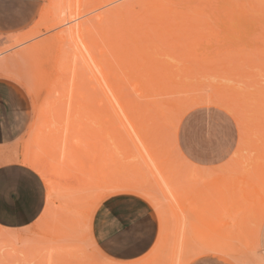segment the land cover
<instances>
[{"label": "rangeland", "instance_id": "rangeland-1", "mask_svg": "<svg viewBox=\"0 0 264 264\" xmlns=\"http://www.w3.org/2000/svg\"><path fill=\"white\" fill-rule=\"evenodd\" d=\"M55 1L56 0H43L42 8L38 18L26 30L14 35H0V48L3 49L4 51V52L1 51L2 55H0V57L8 60L10 66L12 67L11 69H13L14 72L16 71V73L20 74L23 80H25V82L29 84L30 91H28L25 85L17 78L1 73L0 76L10 78L16 81L17 83H19L28 94L32 105V118L30 120L27 129L22 134V136L11 144L0 146V164L9 163V161L16 162L10 160V158H12L14 155L16 156V154L19 157H22L24 151H26L25 154L27 155L29 153L32 154L35 152V149H32V147L34 148L35 146L34 140L36 137L33 136L36 135L34 129L40 127L41 118H43L41 115L45 110H46L45 112L47 111L49 112V110L52 111L50 113L51 115L48 118L49 122L47 124H49V126L51 127H57V129H55L56 133L54 132L53 135H51L47 141V146L49 151H46L47 154H44L45 151L42 152L43 158L46 159V161L44 162L46 163L47 168L50 170V175L52 176L53 183L56 186V191L52 193L53 196L51 195L49 210L46 217L47 219L45 221H42V224L41 221L39 222V220H37L34 224L19 230H11L0 227V232L1 231L6 232V230H9L13 233L22 234V241L16 242V246L13 243L15 250H12L13 247L12 244L11 246L10 244H8L7 246H2L3 248L2 247L0 248L1 249L0 264H50V263L67 264L66 262H68V264L140 263L145 259H147L153 250L140 260L134 262H118L104 256L99 251V249L97 248V246L95 245L92 239L95 247L102 255H99L97 253L96 255L91 251L90 246L86 241L87 239H84L85 236H83L85 235V227L84 224L82 223L85 217L83 213H85L86 211L85 207L87 206L84 200L88 199L87 198L89 197L87 196L88 194H92L93 191L92 185H95V182H93V180L90 179L89 181L90 184L86 188V191L83 193L84 197L82 199L84 200L78 199L74 194H70L66 196L62 195V187L64 186V184H65L64 187H66V186L74 185L75 182L73 180L62 181V177H60L57 174V172L52 169L50 165L52 161L55 160V158H57L58 150L59 148L62 147V144L64 143V137L66 133L65 126L67 123L65 119L68 111L67 108L68 101H70V94H69L70 84H71L70 82L72 81L71 73L73 70L72 62H67L69 60L73 61L71 60L73 58H71L70 54L68 55L65 52L66 50H70V49H68L66 45L64 46L65 51L59 50L58 48L59 43H57L58 42L57 40L55 41L56 35L60 34L62 29L68 28L69 25H72L73 21H71V23L69 24L63 25L62 27L59 26V27L51 28V26H49V23L51 24V22L49 21L50 20L49 10H51L50 8L52 7V4ZM122 1L119 2L123 3ZM201 1H204V3H202L203 7L201 8L207 9V11H203V13H205L204 15H207L209 13V10L211 11L214 10L211 8L209 9V6L206 7V5L210 4L207 3L208 0H201ZM209 1L211 3L213 2V5L210 4L212 6H216V4L218 5V3L220 5H224L223 3L219 2L220 0H212V1L209 0ZM241 1L245 2L244 4H246L247 6L246 9H249L248 2H253L252 4L258 2L257 5L260 4L264 5V0H241ZM119 2L116 1V3H114L113 5L114 6L119 5L120 4ZM183 3L186 4L185 7L188 6L187 3L184 2V0H182L180 3L179 1H177V5H175L176 7L178 6L177 10L179 8H180L179 10L184 9V7L182 6ZM113 5L112 6L110 5V7H113ZM179 5H181L182 8ZM189 5L191 6L195 4L193 3ZM141 9L140 7L139 8L137 7V9L135 8L134 11L139 10L137 12L140 13L142 11ZM183 11L190 12L188 9H184ZM130 14L131 13L125 15L128 16L129 18L127 21L131 20ZM134 14L135 13L132 14L133 18L137 16V13L136 15ZM209 14L208 16H211ZM253 14L257 17H253L250 14H246V15L238 14L239 20L238 21L234 20V22L230 20L231 25L229 23L228 25L230 26L227 27H224L225 25L220 24V21L218 20H217L218 22L214 21L213 19L215 18V16L213 15L211 16V18L213 17V19L207 16H206L207 18H205L204 16L205 20L209 19L208 21L212 25L213 28L212 33H210L208 29L207 30L203 29L202 32H204L205 35L202 37H198L197 39L198 41L196 40L199 43L193 41L192 43H190L192 44L191 48H187L189 46H185L183 50L180 51L176 50L177 54H174L176 55V57L174 56L175 58L173 56H171L170 58L169 56H165L166 60L168 61L171 60L170 63L171 62L172 64L175 63V67L177 64L176 68L178 69L175 68L174 69L178 70V72H180V74L182 75V78L180 79L181 81L178 78L177 80H179L181 83L186 84L184 89L188 91L184 90L183 88H182L183 91L181 90V88L180 89L178 88L181 91L176 89L178 91L176 93L175 91H173L175 94L170 91H166L168 93L161 91L159 92L153 91V92H147V94L144 95L145 99L143 98L140 99L139 96L143 97L142 96L143 94L141 93H146V92L136 91L134 88L131 87L129 83L126 85H123L122 83L125 94L128 96L129 99H134L135 101L134 103H136L137 105V109L130 110V112L134 113V111H138V113H134V114L136 115L145 114L144 116H146V114L148 113H151L153 114L152 115L153 117L152 119L149 120L148 118L150 117L147 116H146L147 119L146 117L143 116L137 119L136 115L131 114L133 115V117L128 115V120H127V118L119 112L116 114H120V116L115 115V112L112 110L107 100L102 99L106 97H104V95L102 94L103 91L98 86L97 82L95 80H90L89 78L90 74L87 73L88 71L83 68V65L80 64V62H78V64L76 65L77 66L76 69L79 74L75 82L77 80L79 82L77 81L76 82L77 84L75 83L74 85V93L71 98V106H70L71 110L69 111L71 112L73 110L70 113L72 118H71V122L69 123L70 127L66 137L67 140L66 143L68 145L69 150H71V152L72 151L79 152L78 154L79 156L81 155L80 156L81 158H83L86 169L90 170L93 166L101 165L100 169L103 170V172L108 173V175L111 176V178L132 177L134 176V173L137 174L136 172H138L137 175L140 178L144 179L145 182L147 181L146 182L147 186H149L154 190L156 195L164 204L165 208H168V205L173 206L176 213L180 217H182L183 215L181 208L183 212L185 211L184 213L187 214V220H188V222L186 223L187 224L186 229L190 230V228H193L194 229L193 232H195V234L198 236H203V235L213 236L214 235L213 231L223 230L224 226L228 225V223H231L234 220V216L237 215V213H239L240 209L238 208V206L241 205L242 203L246 204V205H241L240 211L242 212L244 210V208L242 209V207L248 206V204H250L249 206L252 207L255 206L254 209H256L258 207L256 203H259L260 205L261 199L264 197V91H263L264 90V71H263L264 60H262L264 58V37H263L264 16H260L262 14H258V13H253ZM116 18L119 19L122 17L118 16L113 18L111 22H109L106 25L107 27L104 26V28L109 31L106 30L104 31L105 35L99 34L96 35V37L98 38V42H99L98 45L99 49L98 48L97 49L104 52L102 53V55H100L101 58H99L100 56L98 57L100 63L102 65H107V66H109L112 63H115V66L117 67V69H119V66H117V64L121 60L119 58L118 53L121 52L120 48L124 46L121 45L123 44L121 43V41H123L121 40L123 38V35L121 36V34H123L122 33L123 31H121L120 29L122 28L123 23L121 22L120 19L117 20ZM117 21H119L122 24L116 23L115 24V26H117L116 28L112 25H114V23ZM47 25L50 28L46 29L45 27ZM116 30L118 32H115ZM107 32L110 34H108ZM112 33H116V34L111 35ZM215 33L217 35H213ZM106 34H108V36ZM109 36H110V42L114 40L113 42H116L115 44L116 45L118 44L119 47L112 50L111 47L113 42L109 43L111 44L109 46L105 45L106 41L109 42V40L106 39V37ZM13 38H20V40L17 43L15 42V44H12L11 42ZM181 42L186 43L185 40ZM60 44L62 45V43ZM188 49L194 50L191 52L192 54L190 53V51H188ZM236 50H238L239 52H237ZM113 51L117 53L116 55H118V57L115 56V53ZM189 53L192 56L191 55L187 56V54ZM238 53L240 54V56ZM252 55L254 58L252 57ZM65 56L67 57V59L68 58L69 59L68 60L64 59ZM105 56H107V58L110 61L109 60L107 61ZM206 56H208V58ZM184 61H187L188 63L187 62L184 63ZM190 63H192L190 66L192 67L191 72H189L187 69H183L186 68V67H182L183 65L187 66V64L190 65ZM247 64H250V66ZM104 67L107 68L106 66ZM180 67L182 69H180ZM117 73L119 74L120 70H117L115 74ZM120 75H122L123 77L122 72L120 73ZM94 82H96V84H94ZM218 84L221 85L223 88L221 87L220 88L224 90H221L220 88L216 90L215 85ZM76 86H78L79 89ZM188 86L191 87L188 88ZM219 91L221 92L222 95L219 94L220 93ZM222 91L225 93H223ZM81 92L83 93L85 92V93L81 95ZM212 93L216 95H221L224 99H230L233 106L238 109L236 110L233 109L232 107L230 108L229 106L227 107L229 103L224 104V101L217 102L218 98H215V96L210 95L209 98L212 96L215 99L212 100L209 99L208 94H212ZM203 95H207V96L205 97ZM250 95L251 97H249ZM190 96H195L196 98H198L199 96L200 97L203 96V99L198 98L197 100H194V98L192 99ZM254 96L256 97L253 99L252 97ZM162 98L164 99L162 100L164 102L167 100H178V99L183 100L184 98L185 99L188 98L186 103L188 104L191 103V105L188 104L180 105L184 107H180L176 111L178 112L176 113V115L175 113L171 114L170 117L174 115L173 119L169 118L167 119V121H164L166 117H164L163 119L161 118L162 121L161 125L157 124L156 127H153L154 125L153 123H155L153 122V120L157 116V114H155L156 107L153 106V102H156L157 100L158 103H162L161 100L158 101L159 99ZM205 98L209 100L207 101ZM190 100H192L193 102L192 101L190 102ZM103 101L104 103L107 102V105H105ZM213 101L214 103H212ZM157 102L156 104H158ZM254 102L256 104H254ZM141 103L143 105H141ZM218 103H221L222 105ZM81 105L82 106L85 105V107L89 106L91 108L86 109L83 106V110H80ZM41 108H44L45 110ZM91 109L93 111H91ZM238 110L240 111L238 114L241 113L243 118L241 119L240 117L241 119L240 123L237 122L239 120L236 119L235 117L236 115H238L236 114ZM79 115L80 116L83 115L82 118H77V116ZM178 115L179 116L182 115V118L179 120V122H178V117H179ZM156 118H158L157 120H159V117ZM132 119H135V121ZM170 119L172 120L170 121ZM121 120H123L124 122ZM128 121H131L132 123ZM143 123L146 125H143ZM113 124L116 126H114ZM136 125L138 129H136ZM160 127L164 128V130H160ZM146 129L148 130L146 131ZM144 131H146L145 135H147L148 137L147 138V140L149 141V142L147 141L148 145H150V147L154 145L153 147H151V149L155 152L154 153L156 157L155 162L160 167L164 166L162 167L163 168L162 176L165 179H167V181H169L171 184L177 185L178 183V185L181 186L180 189L182 190L181 193H184L182 194L183 196L182 199L180 200V204L183 203V207L181 208H178L176 202L173 200V198L169 195V193L166 190L165 191L161 190V188L159 187L158 181L161 182L160 175L156 173L154 162L147 156L146 152L142 147V144L140 143V140L136 135V133H138L139 135L144 137V133H143ZM151 131L153 132L151 133ZM153 134L156 136H153ZM121 136L123 138H121ZM168 137L170 138V140H168L169 139ZM155 139H158L159 141ZM119 141L121 144H123L124 147L120 146L121 144H119ZM156 141L158 142L154 143ZM182 142H184V145H186L187 147H192V146L197 147L200 151H202V153L203 151L204 152L206 151L205 154L207 157L203 159V163L205 164L203 165L202 163L201 165L199 164L198 167L200 168H197L196 170H192L193 167H190L188 163L184 162L183 164V162L179 159L178 156L179 150L188 160L190 159L187 157L186 153L184 152ZM175 143L179 148V150L177 148H174ZM48 144L49 145L51 144L50 147ZM122 147L123 148L126 147L127 151L123 150ZM120 148L122 149L120 150ZM27 150H29V153ZM139 150L142 152L143 155H145L147 164L145 163L143 158H140L141 155L138 152ZM124 151L125 154L123 153ZM126 153H130V155L129 154L127 155ZM46 155L49 156L47 157ZM111 155L114 156L112 157ZM158 157L160 158L158 159ZM51 158H53L52 161ZM160 159H162V161ZM133 170H136V172ZM89 187H91V189H89ZM252 194L254 196L250 197L249 195ZM238 197L242 199V203L240 202L241 200H239ZM244 199L245 202H243ZM237 200L238 203L240 204L235 203L237 202ZM247 200L248 202L250 200H254V201H251L252 203L251 202L246 203ZM75 204L78 205V207L74 206ZM79 207L80 208L83 207V209L85 210L81 209L80 212L78 210ZM191 207L193 208V210H189V208ZM228 208L230 210L231 208H233L235 209V211H233L232 209L233 211L232 212L228 210ZM189 211H193V212L189 214ZM222 211H224V213H221ZM225 213L226 214L229 213L228 218L229 216L232 215V217L229 218V221ZM238 215L239 217L242 216V214H238ZM221 216L222 218H220ZM223 216H225L226 219H223ZM215 218H218L217 221L219 220L217 224H215V222H217L214 221ZM169 220H170L169 223L170 225L168 226L169 237L166 239L168 243L172 240V232L177 230L176 218L174 219L171 217L169 218ZM224 220L228 221V223ZM46 223L48 224V226H45ZM57 223L59 224L57 225ZM61 223L62 225H60ZM62 226H63V232L66 236L65 237L66 241L64 243L69 245L68 249H72V251L75 250V248H78L75 245H78L81 248L79 252H76L78 258H76L75 262H71L69 260L67 261L66 257L64 258L62 257V260L65 259L64 261H59L57 256L58 254L57 250L60 241L57 240L53 242V240H50L51 238H47V237L45 238L44 234H42V232L46 233L49 232V230H52L54 232L58 227L60 228ZM250 226L251 227L254 226L253 223ZM46 227L47 228L49 227L50 229L46 230L47 229ZM86 234H87V229H86ZM91 238H92V234H91ZM234 240H238V239L234 238ZM234 240L233 242H235ZM248 240L246 241L247 243H245V245L246 246L248 245L249 247V245L252 244V241L250 238ZM241 243L242 241L238 240V244L240 245ZM242 248H245V246L242 245ZM48 250L52 254V258H49V255L51 254L48 252ZM243 250L241 249L242 252ZM248 252L244 251V253H246L247 255L248 264H258L255 257L253 258V255L255 256V254H252L253 252L251 253V251L250 253ZM50 259L52 260L48 262V260ZM166 262H167L166 258H164L160 264H167L168 262L167 263Z\"/></svg>", "mask_w": 264, "mask_h": 264}, {"label": "bare ground", "instance_id": "bare-ground-1", "mask_svg": "<svg viewBox=\"0 0 264 264\" xmlns=\"http://www.w3.org/2000/svg\"><path fill=\"white\" fill-rule=\"evenodd\" d=\"M116 1L119 2L122 0H56L52 4V7L50 8L51 10H49V13H50V20L49 21L51 22V24L49 23V26H51V28L52 27H59V26L62 27L63 25L69 24V23H71V21H73L72 22L73 24L69 25L68 28L62 29L60 34H57V35L55 34L56 35L55 41L57 40L58 41L57 43H59L58 44L59 50H61V51L64 50L65 49L64 46H66V45H67L66 47L68 49H70V50H66V51L64 50V51L68 55L70 54L71 58H73V59H71L73 61H70V60L67 61V62H72L73 70L71 73L72 74V81L70 82L71 84L69 83L70 84V93H69L70 94V101H68V106H67L68 111H67V115H66V119H65L67 123L65 126V132L66 133H65V137H64V143L62 144V147L59 148L58 155L56 154L57 158H55V160H53V161H52L53 158H51L52 163L50 165H51L52 169L54 171H56L60 177H62V181L63 180H66V181L67 180H73L75 182L74 185L66 186V187H64L65 186V184H64V186L62 187V195L66 196V195L74 194L78 199L84 200V199H82L84 197L83 193L86 191V188L90 184V182H89L90 179H92L93 182H95V185H92V188H93L92 194H88L87 195V196H89V197H87L88 199L86 198L87 200H84L86 202L85 204H87L86 207L84 206L86 208V211H85V213H83L86 218L84 217V220L82 219L83 220L82 224H84V227H85V235H83V236H85L84 239H87L86 241L88 242L91 251L94 254H96V252L92 248L91 244L89 243L88 238H87V234H86L87 221H88V216L90 214L91 209L93 208L95 203L101 197H103L104 195H106L110 192L117 191V190H133V191H137V192L143 194L144 196H146L147 198H149L153 202V204L156 206V208L159 210V212L161 214L162 223H163L162 235H161V238H160V241L158 243L156 250L147 259H145L144 261H142L140 263H136V264H160L164 258H166V261L168 262V263L166 262L167 264H187V262L189 260H191L193 257L200 255V254H204V253H218V254L225 255V256L231 258L237 264H248L247 255H246V253H244V251H246V252L249 251L248 253H250V251H251V253L253 252L252 254H255V256L253 255V258L255 257L258 264H264L263 258L261 257V255L259 253V240H258L259 230H260L261 224L264 220V199H263L264 197L261 199L260 205H259V203H256L258 206L256 209H254L255 206L252 207V206H249L250 204H248V206L242 207V209L244 208L243 212L240 211L241 210L240 207H241V205H246V204L242 203V199H240L238 197L239 200H241L240 202L242 204L238 206V208L240 209L239 210L237 208L239 210V213H237V215L234 216V220L231 223H228V221H229V218L232 217V215L229 216V218H228L229 213L228 214L225 213L228 221H226V220H224V221H226L228 223V225H225L223 230L213 231L214 232L213 236H211V235L210 236H207V235L198 236L195 234V232H193L194 231L193 228H190V230L186 229V225H187L186 223L188 222L187 214H185L184 213L185 211L183 212V210L181 208V207H183V203H181L182 206L180 204V200L182 199V196H183L182 194H184V193H181V191H182V190H180L181 186H179L178 183H177V185H173L169 181H167V179H165L162 176L163 175L162 174L163 173L162 167H164V166L160 167L155 162V158H156L155 154H154L155 152L151 149V147H153L154 145H152L151 147H150V145H148V142H149L147 140L148 137H147V135H145V132L148 129H146V131L143 132L144 137H146V138L142 137L138 133H136V135H137L138 139L140 140V143L142 144V147H143L144 151L146 152L147 156L154 162L156 173L158 175H160L161 182L158 181L159 187L161 188V190H164V191L166 190L169 193V195L173 198V200L176 202L178 208H181V211L183 214L182 217H180L176 213L173 206L168 205V208H165L164 204L159 199V197L156 195L154 190L152 188H150L149 186H147V184H146L147 181L145 182L144 179L140 178L137 175L138 172H136V170H133V171H135L137 174L134 173V176L125 177V178L124 177L123 178L122 177L121 178H111V176H109L108 173H105V172H103V170L100 169L101 165L93 166L90 170H88L85 167V163H84L83 158L80 157L81 155L79 156V154H78L79 152H74V151L71 152V150H69L68 145L66 143L67 132H68L69 127H70L69 123L71 122V118H72L70 113L73 111L72 110L71 112H69L71 110V107H70L71 106V98H72L73 93H74V85L78 81L77 80L75 82V80L79 74L77 69H76V67H77L76 65L78 64V62H80V64L83 65V68L88 71L87 73L90 74V77H89L90 80H95L97 82L98 86L103 91L102 94L104 95V97H106V98H102V99L107 100L108 104L111 106L112 110L115 112V115L120 116V114H116L119 112L122 115H124L128 120V115L133 117V115H136L134 113H138V111H134V113L130 112V110H133V109L136 110L137 105H136V103H134L135 102L134 99H129L128 96L125 94L122 83H123V85H126L129 83L131 85V87L134 88L136 91L146 92V93H141V94H143L142 95L143 97L139 96L140 99L141 98L145 99L144 95H146L147 92H153V91L159 92V91H161V92L168 93L166 91H170V92L175 91V93H176V92H178L177 90H179L180 88L183 91L186 84L180 82L182 75L180 74V72H178V70H175V69H178V68H176L177 64L175 67V63L174 64H172V62L170 63L171 60L170 61L166 60L165 56H169V58L171 56L176 57V55H174V54H177V51L183 50L185 48V46H189L187 48H191L192 44H190V43H192L193 41H196L198 39V37H202L205 35L204 32H202L203 29H206V30L208 29V31L210 33H212V29H213L212 25L208 21L209 19L205 20V18H207V17L211 18V16L213 15V16H215V18L213 19V17H212L211 19H213L214 21L218 20V21H220V24L225 25L224 27H227V26L231 25V23H230L231 21L234 22V20L235 21L239 20L238 14H245V15L250 14L253 17H257L253 13H258V14H262L260 16H264V5L263 4L257 5L258 2L254 3V4H252L253 2H248L249 3L248 4L249 9H246L247 6H246V4H244L245 2H243L241 0H239V1H237V0H220L219 2L223 3L224 5H220L218 3V5L216 4V6H212L213 2L211 3L208 0L207 3H210L212 5L209 4V5H206V7L209 6V9L210 8L214 9L212 11L209 10L210 14L209 13L208 14L211 16H208V14L204 15L205 13H203V11H207V9L201 8V7H203L202 3H204V1H201V0L200 1L199 0H184V2H186L188 6L185 7L186 4H184V3L182 6L184 7V9H188L190 12L183 11L184 9L179 10L180 8L177 10L178 6L177 7L175 6V5H177V1H179V3H180L182 0H176V1L175 0H126V1L123 0L122 1L123 3L119 2L120 4L117 3L119 5L114 6L113 4L116 3ZM193 3L195 5H191V6L189 5V4H193ZM110 5L111 6L113 5V7H110ZM179 6L181 7V5H179ZM137 7L138 8L140 7V9L142 8L141 9L142 11L140 13L137 12L139 10L134 11L135 8L137 9ZM224 11H225V13H224ZM132 12L135 13L134 15H136V13H137V16L133 18ZM211 12H213V13H211ZM128 13H131L130 14L131 20H129V21H127L129 19L128 16H125V15H128ZM118 16L122 17L119 19L121 20V22L123 24L120 23L119 21H117L114 23V25H112V23H111V25L117 28V26H115L116 23L122 24V28H120V29H121V31H123L122 32L123 34H121V36L123 35V38L121 39V40H123V41H121V43H123V44H121V45H124V46L122 48H120L121 52L118 53L119 58L121 60L118 62L119 65L117 64V66H119V69H117V67L115 66V63H112V62L111 63L113 65L110 64L111 66L109 64H108L109 66L102 65L100 63V61H99V58H101L100 55H102V53H104V52L98 50L99 49L98 48L99 42H98V38L96 37V35H99V34L105 35L104 31H106L107 29H105L104 26H106L109 22H111V20L113 18L118 17ZM204 16H205V18H204ZM116 19L119 20L118 18H116ZM229 23H230V25H228ZM232 24H234V23H232ZM49 26L47 25L45 28L46 29L50 28ZM112 29H114V28H112ZM107 31H109V30H107ZM115 32H118V31L116 30ZM108 34H110V33H108ZM108 34H106V35L108 36ZM115 34L116 33H112L111 35H115ZM213 35H217V34L215 33ZM110 36L106 37V39L109 40V42L106 41V43H105L103 41L105 43V45L109 46V45H111L109 43H112L114 41V40H112V42H110ZM112 38H114V37H112ZM179 39H181V40H179ZM19 40H20V38H13L11 43L15 44V42L17 43ZM183 40H185L186 43L181 42ZM177 41L180 43H178ZM60 43H62V45ZM115 43L116 42H113V44H112V47H111L112 50L119 47V45L117 44L118 45L117 46ZM197 43H199V42H197ZM193 44H196V43H193ZM1 51L4 52L3 49L0 48V55H2ZM188 51H190V53H191L194 50L188 49ZM188 51H187V53H188ZM236 51L239 52L238 50H236ZM114 53H115V56L118 57V55H116L117 53L116 52H114ZM190 53L187 54V56L192 54V53L191 54ZM241 53H242V51H241ZM239 56H240V54H239ZM105 57L108 61L109 59L107 58V56H105ZM108 57H110V56H108ZM206 57L208 58V56H206ZM231 57H233V56H231ZM252 57H253V55H252ZM203 58H204V56H203ZM64 59H67V57L65 56ZM209 59H210V57H209ZM231 60H232V58H231ZM262 60H264V58ZM208 61H210V60H208ZM185 62H187V61H184V63ZM191 64L192 63H190V65L187 64V66H184L185 65L184 64L182 67H186L183 69H187L189 72H191L192 71V67H190ZM247 65L250 66V64H247ZM104 66H106L107 68H105ZM263 67H264V65H263ZM11 68L12 67L10 66L8 60L3 59V58L0 59V73L1 74H7V75H10V76L17 78L18 80H20L25 85V87L28 89V91H30L29 84L27 82H25V80H23V78L20 76V74L16 73V71L14 72V70ZM180 69H182V68L180 67ZM117 70H120V73L122 72L123 77H122V75H120V73L115 74L117 72ZM201 71H204V70H201ZM221 71H222V69H221ZM116 75H118V76L120 75V76L118 77ZM185 77H186V75H185ZM177 78L180 81L177 80ZM184 81H186V80H184ZM96 82H94V84H96ZM203 82H204V80H203ZM221 84H223V83H221ZM215 86H216V90H218L220 87L223 88L219 84L215 85ZM76 87H78V86H76ZM189 87H191V86H188V88ZM78 89H79V87H78ZM181 90H179V91H181ZM184 90H186V89H184ZM221 90H224V89H221ZM186 91H188V90H186ZM247 91H249V90H247ZM84 93L81 92V95H83ZM180 93H183V92H180ZM216 93H218V92H216ZM223 93H225V92H223ZM219 94H221V92ZM242 94H244V93H242ZM253 94H255V93H253ZM78 95H80V94H78ZM210 95L215 96V98H218L217 102L218 101H221V102L224 101V104L229 103L227 105V107L229 106V108L232 107L233 109H236V110L238 109V108H235L233 106L230 99H224L221 96L222 94L221 95H216L213 93L208 94V98ZM203 96L206 97L207 95H203ZM203 96H201V97L199 96L198 98L203 99ZM218 96H220V97H218ZM161 97H163V96H161ZM190 97L192 99L194 98V100L198 99L195 96H190ZM211 97L209 99H211V100L215 99V98H213V97L211 98ZM249 97H251V95ZM255 97L256 96H254L252 98L254 99ZM252 98H250V99H252ZM82 99H84V98H82ZM160 100L162 103H158L157 100H156V102L158 104H156V102H153V106L156 107L155 108V114H157L156 117H159V120H157L158 118H156L154 116L156 120L153 118L154 119L153 122H155L156 124L153 123L154 124L153 127H156L157 124L161 125V123H162L161 118L163 119L164 117H166L164 121H167V119H169V118L173 119L174 115L172 117H170L171 114L175 113V115H176V113H178L176 111L180 107H184V106H180V105L188 104V103H186L188 98L187 99L184 98L183 100H180V99H178V100H167L165 102L162 101V100H164L163 98L159 99L158 101H160ZM72 101H74V100H72ZM191 101L192 100H190V102ZM107 102L104 103V101H103V103L105 105H107ZM212 103H214V101ZM218 104L222 105L221 103H218ZM254 104H256V103L254 102ZM141 105H143V104L141 103ZM144 105H146V104H144ZM188 105H191V103ZM83 106L85 107V105H83ZM83 106L81 105L80 110H83ZM94 107H96V106H94ZM104 107H106V106H104ZM67 108H66V110H67ZM85 108L89 109L91 107L87 106ZM41 109H44V108H41ZM73 109H75V108H73ZM173 110H175V111H173ZM45 111L44 112L42 111L43 113L41 112L42 113L41 116L43 118H41L40 127L36 128L38 130L34 129V132L36 135H33V136L34 137L36 136V137L34 140L35 146H34V148L32 147V149H35V152L30 154L29 150H27L29 153L27 155V154H25L26 151H24V154L22 157H19L15 152L16 156L13 154L14 156L12 158L9 157L10 160L19 162V163L29 167L33 171H35L40 176V178L42 179L44 184L46 185V188H47L46 204H45L44 211L42 212L41 216L38 218L39 222L41 221V224H42V221H45L47 219L46 217H47L48 210H49L51 195L54 191H56V186L53 183L52 176L50 175V170L47 168V165L44 162V161H46V159L43 158L42 152L45 151L44 154H47L46 151H49L48 146H47V141L50 138V136L53 135L54 132L56 133L55 129H57V127H51V126H49V124H47L49 122L48 118L51 115L50 113L52 111H50V110H49V112L48 111L45 112ZM91 111H93V110L91 109ZM128 111H129V113H128ZM239 112L240 111L238 110L236 112V114H238ZM39 113H40V111H39ZM44 113L46 114V116ZM76 113H78V112H76ZM79 114H81V113H79ZM131 114H133V115H131ZM148 114H150V115H148ZM148 114H146L147 117H150V118H148V120L152 119L153 114H151V113H148ZM179 114H181V113H179ZM232 114H234V113H232ZM240 114H238L239 116L234 115L236 117V119L239 120V121H237L238 123H240L241 119H243L242 114L241 115ZM138 115H136L137 119H139V117H142V116L146 117V116H144L145 114H143V115L138 114ZM82 116L83 115H81V116L79 115V116H77V118H82ZM96 116H98V115H96ZM147 117H146V119H147ZM240 117H241V119H240ZM122 118H123V116H122ZM181 118H182V115H180L178 117V122ZM135 119H132V120L135 121ZM172 119H170V121ZM123 120H121V121H123ZM56 121H57V118H56ZM110 121H113V120H110ZM142 121H144V120H142ZM164 121H163V123H164ZM128 122L132 123L131 121H128ZM157 122H159V123H157ZM144 123H143V125H146ZM149 124H150V121H149ZM54 126H56V125H54ZM114 126H116V125H114ZM145 128H146V126H145ZM136 129H138L137 125H136ZM160 130H164V128L160 127ZM152 132L153 131H151V133ZM154 134H156V133H154ZM154 134H153V136H156ZM166 136H168V135H166ZM169 136H172V135H169ZM117 137H119V136H117ZM174 137H175V135H174ZM121 138H123V137L121 136ZM164 138H166V137H164ZM155 140H158V139H155ZM168 140H170V138ZM122 141H124V140H122ZM158 141H156L154 143H157ZM119 144H121L120 141H119ZM50 145H49V147H50ZM120 146H123V144H121ZM155 146H156V144H155ZM122 148H120V150ZM174 148H177L179 150L176 143H175ZM30 149H31V147H30ZM158 149H161V148H158ZM123 150L127 151L126 147L123 148ZM192 151H193V155L197 158L196 162H192V161L188 160L180 152V150L178 152V156H179V159L183 162V164H184V162L188 163L190 167H193L192 170H196L197 168H200L198 166H199V164L201 165V163H203V159L206 158V155H203L202 151L198 150L196 147H192ZM52 152H54V151H52ZM138 152L141 155L140 158H143V160L147 164L145 155H143L140 150ZM123 153L125 154V151ZM130 153H126V154L130 155ZM46 156L48 157L49 155H46ZM111 156L113 157L114 155H111ZM159 158L160 157H158V159ZM160 160L162 161V159H160ZM137 161H139V160H137ZM96 178H97V180H96ZM180 178H178V179H180ZM89 189H91V187H89ZM90 191H87V192H90ZM249 196L251 197L254 195L252 194ZM260 196H262V195H260ZM243 198H245V197H243ZM77 201H79V200H77ZM251 201H254V200H250L249 202H251ZM243 202H245V199ZM249 202H248V200L246 201V203H249ZM235 203L240 204V203H238V200ZM77 204H79V203H77ZM253 205H255V204H253ZM74 206L78 207V205H76V204ZM77 207H74V208H77ZM81 209H83V207L82 208L79 207L78 210L81 212ZM232 209L233 208H231V210H230L228 208V210H230V211H232ZM83 210H85V209H83ZM189 210H193V208L191 207V208H189ZM233 211H235V209H233ZM191 212H193V211H189V214ZM240 212H242V213H240ZM221 213H224V211H222ZM238 214H242V216L239 217ZM170 216L174 219L176 218L177 230L172 232V240L168 243L166 241V239L169 237L168 236L169 235L168 234V226L170 225L169 224L170 223L169 218H171ZM220 218H222V216ZM217 219L218 218H215L214 221H217ZM223 219H226L225 216H223ZM218 221L215 222V224H217ZM252 223L254 225V226H252L253 228L250 226ZM58 224L59 223H57V225ZM189 224H190V222H189ZM60 225H62V223ZM45 226H48V224L46 223ZM49 227L48 228L46 227L47 228L46 230L51 228V227L50 228ZM8 231L9 230H6V232H3V231L0 232V248L2 246H7L8 244H10V246L12 244V246H13V243L16 246V242L22 241V234L21 233H13L11 231H9V232ZM50 231H52V230H49V232H46V233L42 232V234H44L45 238L46 237L51 238L50 240H53V242L57 241V240L60 241V243L58 244V250H57L58 254L55 253L58 256V260L64 261L65 259L62 260V257L63 258L66 257L67 261L69 260L71 262H75L76 258H78L76 252H79L81 250L80 246L74 244L78 248H75V250H73V251H72V249H68L69 245L64 243L66 241V239H65L66 236L63 232V226L60 228L58 227L54 232L53 231L50 232ZM234 238L242 241V243L239 245L238 240H234ZM249 238L251 239L252 244L249 245V247H248V245L246 246L245 243H247L246 241ZM232 239L235 242H233ZM242 245L245 246V248H242ZM241 249L242 250L244 249L243 252L241 251ZM12 250H15L14 246L12 247ZM48 252H49V250H48ZM250 256H252V255H250ZM49 258H52V254L49 255ZM51 260L52 259L48 260V262ZM56 261H57V259H56ZM66 263L68 264V262H66ZM73 264H75V263H73ZM106 264H108V263H106Z\"/></svg>", "mask_w": 264, "mask_h": 264}, {"label": "crops", "instance_id": "crops-1", "mask_svg": "<svg viewBox=\"0 0 264 264\" xmlns=\"http://www.w3.org/2000/svg\"><path fill=\"white\" fill-rule=\"evenodd\" d=\"M42 3L43 0H0V35H14L29 28L38 18ZM31 118L32 105L25 89L16 81L0 76V146L18 140ZM182 144L187 157L196 162L194 146ZM46 198V186L35 171L19 162L0 164V227L19 230L34 224L44 211ZM125 224H134V232L125 231ZM162 229L159 210L149 198L133 190H117L101 197L87 222V236L94 251L118 262H134L152 250L153 253ZM258 240L264 260V220ZM187 264L237 263L225 255L204 253Z\"/></svg>", "mask_w": 264, "mask_h": 264}, {"label": "snow or ice", "instance_id": "snow-or-ice-1", "mask_svg": "<svg viewBox=\"0 0 264 264\" xmlns=\"http://www.w3.org/2000/svg\"><path fill=\"white\" fill-rule=\"evenodd\" d=\"M124 230L128 231L131 234L135 230V225L134 224L133 225L125 224L124 225Z\"/></svg>", "mask_w": 264, "mask_h": 264}]
</instances>
